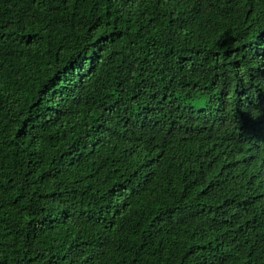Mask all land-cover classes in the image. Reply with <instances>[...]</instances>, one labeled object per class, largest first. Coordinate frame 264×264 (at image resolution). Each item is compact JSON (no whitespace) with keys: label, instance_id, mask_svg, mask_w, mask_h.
<instances>
[{"label":"trees","instance_id":"obj_1","mask_svg":"<svg viewBox=\"0 0 264 264\" xmlns=\"http://www.w3.org/2000/svg\"><path fill=\"white\" fill-rule=\"evenodd\" d=\"M0 264H264V0H0Z\"/></svg>","mask_w":264,"mask_h":264},{"label":"rangeland","instance_id":"obj_2","mask_svg":"<svg viewBox=\"0 0 264 264\" xmlns=\"http://www.w3.org/2000/svg\"><path fill=\"white\" fill-rule=\"evenodd\" d=\"M200 107H201V106H200ZM197 109H198V110H201V109H203V108H202V107H201V108L198 107Z\"/></svg>","mask_w":264,"mask_h":264}]
</instances>
